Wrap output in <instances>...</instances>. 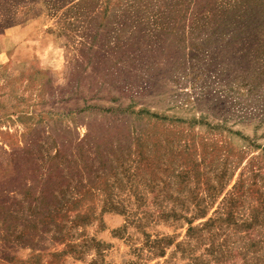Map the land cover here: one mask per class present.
Wrapping results in <instances>:
<instances>
[{
	"label": "rangeland",
	"instance_id": "374dc122",
	"mask_svg": "<svg viewBox=\"0 0 264 264\" xmlns=\"http://www.w3.org/2000/svg\"><path fill=\"white\" fill-rule=\"evenodd\" d=\"M215 5L0 0V264H186L187 221L158 211L222 171L209 216L224 197L239 221L263 209L264 99L241 43L264 31V0L225 19ZM201 9L211 22L191 30ZM212 63L226 73L210 82ZM161 235L164 256L147 242Z\"/></svg>",
	"mask_w": 264,
	"mask_h": 264
},
{
	"label": "trees",
	"instance_id": "16d2710c",
	"mask_svg": "<svg viewBox=\"0 0 264 264\" xmlns=\"http://www.w3.org/2000/svg\"><path fill=\"white\" fill-rule=\"evenodd\" d=\"M244 1L245 0H216V14H220V16L225 19L227 17L226 14H229L232 8L238 6L237 9H239L240 4ZM213 13L214 11L211 12V9H201L194 13L191 24L189 25L190 29L194 30L199 26V30L200 28H206L211 22ZM230 40L234 41L236 45V37H232ZM241 50V55L244 57L243 59L247 62L252 61L255 66V68L251 70L248 80L243 83V85L246 84L248 86L247 95L249 97L255 95L256 90V94L259 96L252 99H259L260 96L261 99H264L263 94H258L259 89L264 83V31L254 33L252 44L249 41L241 43ZM202 52L203 49L200 47L198 54L191 55L190 65L192 62H196L195 60L201 58L199 55H201ZM210 56L212 55L210 54ZM210 60H212V57ZM211 66L215 69V74L211 73L207 79H210V82L212 78L217 77V79H222V76L226 73V68H219L216 63H212ZM228 93L226 94L228 95ZM235 94H237V91ZM226 172L227 171L221 172L222 175L216 183H210L208 181L207 188L203 192H193L190 205L189 203L188 205L185 204L188 196L183 199L182 194L179 193L178 199L176 200L181 203V209L172 207L169 208L168 211H164V209L158 211L168 218L173 217L174 219H184L187 221L189 225L187 229V238L176 245L182 249L183 253L190 254L188 257L190 262L186 264H264V220H260V214H264V206L261 210L254 208L251 218L239 221L236 220L234 211L231 209L228 210L229 198L224 197L218 203V207H216L212 215L209 216L211 208L217 203V199L226 188ZM146 184L152 186L154 189L156 187L152 183ZM192 191L193 190H191V192ZM136 194L142 202L147 198L146 194L140 191H137ZM154 194L158 195L157 192ZM110 199L111 203L109 204L111 207L109 208L127 211L124 202L125 199L119 194L112 193ZM230 201L232 202L233 199ZM239 203L240 200L237 204ZM87 217L86 215L82 216V218ZM197 219L205 220L195 225L194 222ZM71 222L75 223L76 221L71 220ZM147 242L151 248H157L160 254L164 256L166 249L175 242V239L170 235H161L152 240L150 236H148Z\"/></svg>",
	"mask_w": 264,
	"mask_h": 264
}]
</instances>
